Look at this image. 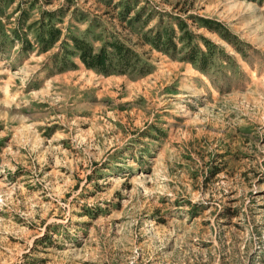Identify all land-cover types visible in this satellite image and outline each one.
Listing matches in <instances>:
<instances>
[{"label": "rangeland", "instance_id": "obj_1", "mask_svg": "<svg viewBox=\"0 0 264 264\" xmlns=\"http://www.w3.org/2000/svg\"><path fill=\"white\" fill-rule=\"evenodd\" d=\"M0 264H264V0H0Z\"/></svg>", "mask_w": 264, "mask_h": 264}]
</instances>
